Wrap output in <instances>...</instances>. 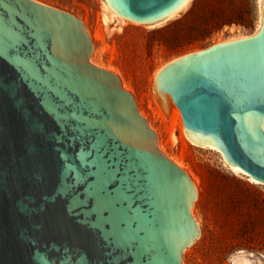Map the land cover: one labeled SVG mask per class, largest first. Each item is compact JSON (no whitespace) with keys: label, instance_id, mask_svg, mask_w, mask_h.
Instances as JSON below:
<instances>
[{"label":"water","instance_id":"1","mask_svg":"<svg viewBox=\"0 0 264 264\" xmlns=\"http://www.w3.org/2000/svg\"><path fill=\"white\" fill-rule=\"evenodd\" d=\"M101 1L124 23L149 25L185 0ZM260 10L256 32L170 60L153 94L168 121L178 108L189 139L264 183V0ZM92 50L73 13L0 0V264H182L199 234L194 181ZM97 155L119 161L117 193L131 184L126 244L96 208Z\"/></svg>","mask_w":264,"mask_h":264},{"label":"rangeland","instance_id":"2","mask_svg":"<svg viewBox=\"0 0 264 264\" xmlns=\"http://www.w3.org/2000/svg\"><path fill=\"white\" fill-rule=\"evenodd\" d=\"M39 1L83 21L93 43L91 62L116 67L114 73L123 87L124 83L129 87L139 113L156 133L157 144L196 175L192 211L199 234L184 249L182 264H234L240 251L250 255L251 264H264V184L233 172L218 151L193 145L179 128L172 142L170 123L160 115L153 94L155 72L166 62L252 34L260 19L259 0H190L154 27L108 17L101 0ZM95 32L101 38H95Z\"/></svg>","mask_w":264,"mask_h":264},{"label":"snow or ice","instance_id":"3","mask_svg":"<svg viewBox=\"0 0 264 264\" xmlns=\"http://www.w3.org/2000/svg\"><path fill=\"white\" fill-rule=\"evenodd\" d=\"M93 167L96 171V180L91 191L95 199L97 211L101 216L105 214L112 216V235L118 243L124 242L126 244L130 237L124 231L126 224L122 218L121 205L126 203V196L131 192V184L122 186L120 193H117L113 187L120 178L119 161L114 158L109 160L103 155H97ZM117 186L119 187L120 185L117 184Z\"/></svg>","mask_w":264,"mask_h":264},{"label":"bare ground","instance_id":"4","mask_svg":"<svg viewBox=\"0 0 264 264\" xmlns=\"http://www.w3.org/2000/svg\"><path fill=\"white\" fill-rule=\"evenodd\" d=\"M261 0H259V3H260ZM190 2V0H185L184 3L178 7L177 9H175L171 14H169L164 20L160 21V22H157V23H154V24H149L147 26H150V27H154L158 24H160L161 22L169 19L170 17H172L174 14H176L178 11L182 10L188 3ZM103 3V2H102ZM103 6L106 10V13L108 14V17L114 19V18H119L121 21L122 18L116 14H114L108 7H106V5L103 3ZM124 22V21H123ZM261 10H260V19H259V22L254 30V32H256L260 26H261ZM253 32V33H254ZM250 35V34H249ZM245 36H248V35H243L241 37H235V38H231V39H227L225 41H228V40H234V39H237V38H242V37H245ZM94 37L99 39L101 38V35L98 33V32H95L94 34ZM222 42V41H220ZM91 61V60H90ZM169 62V61H168ZM168 62H166L165 64H167ZM95 64V63H94ZM163 64L162 66H160L157 71L155 72V76H154V81H155V78H156V75L157 73L160 71V69L165 65ZM95 65H98V64H95ZM99 66V65H98ZM101 67H104L110 71H113V72H118V70L116 69V67L112 66V65H109V66H102L100 65ZM124 87H126L125 89H128L129 87L124 83ZM170 116H169V123H170V133H169V138L172 142H175V134H174V131L179 128L181 129V131L184 133V135L186 136L185 132H184V128H183V122H182V117H181V114H180V111L178 110V108L176 106H173V105H170ZM140 114H141V111H140ZM160 115L165 118L164 114L162 113V111H160ZM187 137V136H186ZM188 138V137H187ZM188 140L195 146H199V147H202V148H205V149H212V150H215V151H218L222 158L224 159V161L226 162V164L228 165V167L235 173H240L242 175H245L247 177L248 180L252 181V182H255V183H262L260 181H256L250 174H248L246 171H244L243 169L241 168H238V167H235V166H231L225 159V157L223 156L222 152L217 149L215 146H202V145H199L195 142H193L191 139L188 138ZM158 148L161 150V151H164L165 153V148L159 143L158 144ZM167 155V154H166ZM170 159H172L173 161H175L179 166L181 167H185V165L183 164L182 160L180 158H178L177 156H172V155H167ZM187 171V170H186ZM189 173V175L191 176L192 180L194 181V184L195 186L197 187V177L196 175L190 170V171H187ZM264 184V183H262ZM191 214L194 216L193 214V211L191 210ZM195 218V217H194ZM195 221L197 223V225H199L197 219L195 218ZM250 255H247V254H244V253H240L237 254V256L234 258V264H251L252 263V260L251 258L249 257Z\"/></svg>","mask_w":264,"mask_h":264}]
</instances>
